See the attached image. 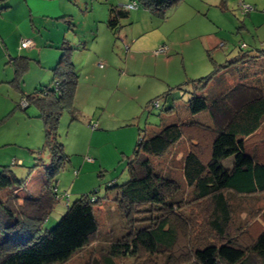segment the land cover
I'll return each instance as SVG.
<instances>
[{
  "label": "trees",
  "instance_id": "1",
  "mask_svg": "<svg viewBox=\"0 0 264 264\" xmlns=\"http://www.w3.org/2000/svg\"><path fill=\"white\" fill-rule=\"evenodd\" d=\"M134 1L164 19L181 0ZM128 17L125 7L110 5L106 27L117 34ZM241 45V56L221 65V71L210 59L215 69L209 75L185 83L192 89L185 92L181 117L138 130L130 156H123L125 182H107L103 196L96 189L80 196L47 230L44 224L59 200L67 197L68 202V195L59 194L55 186L70 161L58 140L59 119L63 110L72 119L79 116L74 108L78 74L71 61V52L78 48L64 41L51 84L21 99L36 107L43 122L47 160L36 155L33 166L43 169L42 176L30 188L10 166H0V264H67L84 251L81 264H264V209L261 230L250 243L239 240L242 229L233 225L245 203L264 196V161L247 144L264 126V88L257 83L264 80V49L251 51ZM13 65L16 86L27 63L19 58ZM172 90L146 107L158 109L159 99L168 102ZM166 107L169 114L175 112L171 102ZM202 114L211 122L209 158L204 163L196 151L187 150L178 162L180 177L175 178L166 155L184 140L186 129L203 126ZM109 212L121 219L122 233L99 224ZM179 230L185 247L175 257Z\"/></svg>",
  "mask_w": 264,
  "mask_h": 264
},
{
  "label": "rangeland",
  "instance_id": "2",
  "mask_svg": "<svg viewBox=\"0 0 264 264\" xmlns=\"http://www.w3.org/2000/svg\"><path fill=\"white\" fill-rule=\"evenodd\" d=\"M5 1L9 7L0 15V32L7 49L14 50L11 58L26 56L35 61L40 60L48 67L54 57L58 60L62 53L58 48L64 40H67L71 47L78 48L71 52V61L74 69L81 74L78 77V99L74 101V108L79 116L75 115L76 120L71 122L70 114L63 110L57 128L58 140L70 161L57 177L55 186L59 194L68 195V202L67 197L59 200L44 224L47 230L55 226L64 214L66 205L72 204L80 196L90 194L95 189L98 190V196H103L111 175L117 178L119 185L127 180L124 155H120L115 167L114 163H109V159L106 160V166L112 165L114 169L103 171L95 166L79 173L77 178L73 176V170L79 168V161L87 156L88 134L85 129L91 128L85 123L86 119L93 118V122L101 120L107 129L114 131L126 125L131 126L135 131V145L139 129L156 128L181 117L188 96L185 92L192 89V84L185 82L205 77L204 74H207L206 68L200 66L206 58V53L200 50V40L197 36L217 32L223 43L233 48L230 53L233 57L241 56V44H245L251 51L264 49V0H182L177 6L167 10L164 19L151 16L137 3V9L130 11L129 18L121 22L122 26L117 34L106 29L105 21L108 6L118 5V0H4L0 2V6ZM55 15L63 18L54 17ZM65 16L67 17L64 18ZM131 18L137 21L134 27L130 24ZM141 32L146 34L142 36V40L135 42L133 33ZM23 40H30L35 45L36 49L32 54L29 49L33 46L25 48L27 50L20 49ZM83 47L84 50L80 49ZM161 47L165 49L164 52L154 54ZM223 49H226V46ZM217 51L221 50L214 51V58H218ZM213 55L210 54L212 57ZM167 57L170 61H167ZM8 60V55L5 60L0 59V71H13L10 65H4ZM205 61L209 64L211 72L208 57ZM32 64L28 77L33 76L34 71L37 72L38 69L34 62ZM45 65L47 75H50V70ZM89 77L92 83L86 86L85 80ZM8 80L10 82L12 78ZM48 82L49 80L42 84ZM12 83L13 81L0 84V108L5 109V104H11V101L16 99L18 101L15 108L13 106L7 113L18 109L17 104L20 101L19 92L14 87L10 88ZM262 83L264 88V80ZM167 86L173 88L168 102L160 98L158 109L147 108L150 100L169 89ZM176 86H180V90H177ZM172 97L177 98L171 100ZM170 102L175 107L173 114L166 111ZM26 111L33 115L38 113L33 105ZM93 111L94 115L91 113ZM7 115L3 117L2 122H5L0 127V166H10L17 177L31 182V188L43 174V169L38 166L33 168V177H29L32 159L36 156H33L34 153L30 150L36 151L43 147V122L33 116L28 118L26 123L22 118L17 119L15 116L10 119ZM200 123L203 126L198 129H186L184 140L166 155L175 178L180 177L178 162L187 150L196 151L204 163L209 158L211 123L203 118ZM111 133L114 134L110 132L108 135ZM247 144L250 150L264 161V126L248 139ZM107 147L110 148L109 143L105 145V148ZM131 152L126 156H130ZM46 154L45 151L40 156L44 161L47 160ZM18 159H25L27 163L21 166L17 164ZM227 163L228 160L223 162V165L226 166ZM121 169H124V178ZM19 171H23L22 177ZM72 188L77 190H70ZM245 205L246 207L235 216L233 225L235 229H242L239 240L248 244L261 230L264 196ZM99 224L104 228L107 226L116 229V234L122 233V221L113 213L103 214ZM184 247L185 235L183 230H179L173 248L174 256H179ZM86 256L87 251H84L67 264H81Z\"/></svg>",
  "mask_w": 264,
  "mask_h": 264
},
{
  "label": "crops",
  "instance_id": "3",
  "mask_svg": "<svg viewBox=\"0 0 264 264\" xmlns=\"http://www.w3.org/2000/svg\"><path fill=\"white\" fill-rule=\"evenodd\" d=\"M2 1H4V0H0V2H2ZM128 4H130L129 0H118V5L117 6L125 7ZM175 6H177V5H175ZM8 7H9V4L5 1V3H3L0 6V15H2L3 12L5 13V11H6V9H8ZM132 10H129V16H130V11H132ZM107 12H108V10H107ZM54 17L58 18L60 16L55 15ZM61 17L63 18V16H61ZM66 17L67 16H65L64 18H66ZM101 17H104V15H101ZM106 19H107V15H106ZM136 23H137V21L133 20L131 18V20H130L131 26L134 27ZM105 27H106V24H105ZM106 29L109 31V29L107 27H106ZM145 34H146V32H141L140 34H134L133 33V39H135V42L136 41H140V40H142V36L145 35ZM1 37H3L2 32H0V59L5 60V57L8 55L9 60L6 63H4V65H10V67L13 68L12 69L13 71L10 70L8 72L7 69L1 70L0 71V84H2V85L5 84V83L7 84V83H10V82H12L14 80L15 66L13 65V61L15 59L23 58V60L26 61L27 66H26L25 72L20 77V81L18 82V84L16 86L13 83L10 85L11 86L10 88L14 87L20 94V95H18V96H20L19 104H17L18 105V109H16L15 111L12 110L13 112H11V113H9V112L7 113V111H9L13 106H14L13 108H15V103L18 102L17 99L11 101L12 102L11 104H9V103L5 104V109L4 108H0V123H1L0 127H2L3 123L5 122V121L2 122V119H3V117L6 114H8L7 116L10 119H12V118H14L16 116L17 119L22 118L23 121H25L26 123L28 122L27 121L28 118H31L33 116L34 117H38V113L36 115H33V114H30L29 112L26 111V109L27 108H31L32 105L31 104L30 105H26V103L24 101H22L21 99L24 96L35 92L37 89H41L42 87H46V86H49L51 84L52 79H53L52 70L56 66V64L58 63V60H59V58L57 60L54 57L53 61L49 62V65L47 67L40 60H38V61L36 60L35 61V60L30 59V58H27L26 56H21V57L20 56H16V57H12L11 58V56L14 55V50L7 49V47L5 46V44H4V42H3ZM197 37L200 40V42H199L200 50L202 52L206 53V58L208 57V61H209L210 65H211V68H212L211 72L215 68L211 64L210 59H212L215 62V66L217 67L216 69H219V71H221V68H220L221 65L228 64L229 61L235 57V56L233 57L230 54L233 48H231L230 45H228L229 47H227V44L223 43L222 38L217 34V32H213L211 34L204 35V36L203 35H201V36L199 35ZM64 41H67V40H64ZM133 42H134V40H133ZM62 44L58 48L59 50H60ZM32 46H33V48L29 49L31 51V52H29L30 54H32L35 51L34 49H36V48H34L35 45L33 44V42H32ZM225 46H226V49H223ZM73 48H75V47H73ZM218 49L221 50V51H217L218 52L217 53L218 58H214L213 53H214V51H216ZM25 50H27V49H25ZM82 50H84V47H83ZM210 54H212L213 57L210 56ZM24 55H27V53H24ZM206 58H204L202 63H200L201 68L202 67L206 68L207 72H205V73H207V74H204L205 76H207V75H209L211 73L209 71L210 66L205 61ZM55 61H56V63H55ZM167 61H170V59L168 57H167ZM32 62L35 63L34 65H36L38 67V69H37V72L34 71V75L33 76L28 77L29 76V70H31V66L33 65ZM41 64L43 65V67H41ZM44 65H45V67L48 68V70H50V75H47L48 71L44 68ZM92 67L95 70L94 64H93ZM39 70H43V71H39ZM9 73H10V76L8 77ZM220 73L221 72H219L218 74H220ZM77 74H78V77H79V75H81L78 72H77ZM104 75H108V74H103V76ZM8 78H10V79L12 78V80L9 82ZM92 78H95V77H92ZM86 79H87V80H85L86 86L92 83L91 77L86 78ZM260 79H261L260 84L263 85V83H262L263 77H261ZM48 80H49V82L47 84H42V83H46V81H48ZM188 81L189 80H187L186 82H188ZM253 81L254 80H252L251 82H253ZM40 84H42V86H39ZM24 85H25V87H24ZM78 85H79V82L77 81V87H78ZM167 87L169 88V86H167ZM77 89H79V87L76 88L75 101H77V99H78V93H77L78 90ZM88 97H90V94L88 95ZM75 111L77 112V109H75ZM91 113H93V115H94V111L91 112ZM70 118H71V114H70ZM201 118H203L204 120L208 121V123L210 122V119H209L207 114H202V116L200 117V120H201ZM74 120H76V119H72L71 118V122L74 121ZM85 123L88 126H90V125L91 126L92 125L95 126V129H92L91 126H90L91 130L85 129L87 131V134H88V146H87V153H86L87 156L83 160L79 161L78 170H73V172L77 171L78 175L77 174L73 175L76 178H77V176H79V173L85 172L86 169H88V168H92L93 169L95 166H97V168H99V169H102L103 171L111 170L112 168L114 169L115 165L119 162L120 155H124V156L129 155V151H132L133 147H134L135 131H134L133 128H131V126H127L126 125L124 127L116 128L115 131H114V130L107 129L106 125H104V122H102L101 120H96V122H93V118H88V119H86ZM110 132H114V134L111 133L110 135H108ZM104 136H107V137L104 138ZM108 143L110 144V148L109 147L105 148V145L108 144ZM43 144H44V142H43ZM1 146H2V144L0 145V147ZM30 152L34 153L33 156L34 155L42 156L40 153L44 152V150H43V147H42V148L37 149L36 151L30 150ZM46 157H47V155H46ZM107 159H109V163H114V167L112 165L111 166H106V160ZM16 161H18L17 164H20L21 166L24 165V163L26 162L25 159L24 160L18 159ZM32 161H33V165L32 166H34L36 161H35L34 158L32 159ZM32 166L30 167L31 169L29 168L30 171H31V172H29V175H31V177H33V173H34V170H33ZM121 171L123 172V178H124V169L123 170L121 169ZM19 173L21 174V177L24 175L23 171H19ZM121 178H122V176H121ZM114 180H117V178H115V177H113L111 175L110 181L107 180V182H112ZM76 181H78V180H76ZM29 183L31 184V182L29 181L27 183V186H29ZM36 183H38V182L36 181ZM32 187L35 188V185L32 186ZM73 188H74V184H73ZM73 188L70 189V190H72V191L77 190V189L74 190ZM76 193H78V192H76Z\"/></svg>",
  "mask_w": 264,
  "mask_h": 264
},
{
  "label": "built area",
  "instance_id": "4",
  "mask_svg": "<svg viewBox=\"0 0 264 264\" xmlns=\"http://www.w3.org/2000/svg\"><path fill=\"white\" fill-rule=\"evenodd\" d=\"M137 8V5L135 2H132L130 4H128L127 6H125V9L127 10H132V9H136ZM32 46V41L30 40H23L21 41L20 43V49H25V48H28V47H31ZM242 48H244L245 46L244 45H241ZM164 48L161 47V49H159L158 51H155L154 54H159L161 52H164Z\"/></svg>",
  "mask_w": 264,
  "mask_h": 264
}]
</instances>
